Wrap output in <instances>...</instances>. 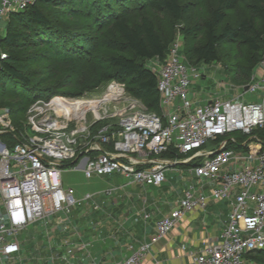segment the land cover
<instances>
[{
	"label": "built area",
	"instance_id": "built-area-1",
	"mask_svg": "<svg viewBox=\"0 0 264 264\" xmlns=\"http://www.w3.org/2000/svg\"><path fill=\"white\" fill-rule=\"evenodd\" d=\"M36 0H0V29L12 14ZM183 38L173 42L167 61L159 70L158 92L161 115L138 111L125 115L120 127L105 125L96 134L84 117L66 116L50 101H37L28 110L34 135L20 134L14 143L5 134L16 132L11 113L0 110V263L20 252L18 233L36 221L50 218L65 209L80 205L73 188L64 189L62 174L66 169H83L87 178L123 175L133 184L161 186L166 171L201 159L189 167L200 187H188L169 215L157 223L151 243L129 246V256L122 264H143L151 247L165 238L184 218L205 210L212 201H228L230 213L222 237L210 241L193 258V264H259L248 258L252 251L264 250V140L253 135L264 129L262 102L245 103L213 98L196 106L190 100L189 87L198 69L185 62L181 54ZM7 54L0 46V71ZM247 91L264 93V55ZM120 91L123 90L119 87ZM76 127L70 131V125ZM94 124V123H93ZM234 132L250 136L243 146L247 151L229 148L234 137L219 141L217 149H205ZM173 148L187 155L181 160L162 159ZM212 155V156H211ZM73 161L76 166L67 167ZM209 184L215 187L207 188ZM118 188L86 194L84 200L100 210ZM144 218L149 219L145 214ZM72 253V250L69 251Z\"/></svg>",
	"mask_w": 264,
	"mask_h": 264
},
{
	"label": "trees",
	"instance_id": "trees-1",
	"mask_svg": "<svg viewBox=\"0 0 264 264\" xmlns=\"http://www.w3.org/2000/svg\"><path fill=\"white\" fill-rule=\"evenodd\" d=\"M114 1L113 3L112 0H36L24 10L12 14L7 23L6 36L0 41V46L7 54L3 69L0 71V94H8L14 99H19L27 92L29 101L23 102L25 105L22 104L23 110L24 108L28 110L29 103L35 99H50L57 96L59 91L55 89L45 91L36 87L27 75L29 71L24 65H35L47 58V54H42L38 50L44 47L52 49L53 46L58 57L57 61L50 63V79L60 76L69 69L79 68L76 70L79 71L77 78L81 80L80 82L86 81L89 85L86 89L98 87L115 79L127 82L133 96L145 101L149 107L148 112L156 113L153 110L160 108L158 77L147 67V63L154 59L166 62L176 37L164 39L145 9L140 10L137 19L131 22L127 16L118 13L119 6H122L123 2L125 6L126 1L131 2V0ZM183 1L149 0L148 4L152 10L164 13L174 21H182L194 10L192 3H183ZM248 1L254 0H217L211 8L209 17L203 23L189 25L180 31L183 38L181 54L185 62L189 65L220 64L223 58L219 48L226 44L237 43L253 52L252 57L248 59V65L244 68V73L241 74L243 81H247L264 55V3L262 6L251 5L252 13L261 21L260 27L249 18L241 20L238 24L229 23L226 19L229 11L236 10L240 4ZM115 3L119 4L117 8L114 6ZM51 9L65 12L67 16H75V19H91V26L87 27L90 32L98 34L109 29L110 37L104 41L99 37L87 35L80 29L64 25L56 16V11L50 12ZM199 33L203 34V41L193 47H187L186 38ZM111 50L120 54H106ZM226 69H229L228 65ZM224 72L229 74L227 70ZM7 82L19 84V87H15L18 91L12 92L11 87H6ZM37 94L38 96L35 97ZM9 111L16 132L5 134L3 137L6 141L14 143L20 139L21 128L14 120L17 112L10 108ZM97 127L94 123L91 128L93 134L102 128V126L98 129ZM253 135L264 140V129H255ZM230 137L236 138V142L229 141L228 144V147L233 149L242 150L245 148L243 143L250 141L249 135L234 132L227 137L219 138L217 142ZM161 158L181 160L187 158V155L178 154L171 148ZM200 162L201 159H197L179 167L189 168ZM76 165L77 163L73 161L66 163L67 167ZM248 258L264 264V250L252 251L248 254Z\"/></svg>",
	"mask_w": 264,
	"mask_h": 264
},
{
	"label": "rangeland",
	"instance_id": "rangeland-1",
	"mask_svg": "<svg viewBox=\"0 0 264 264\" xmlns=\"http://www.w3.org/2000/svg\"><path fill=\"white\" fill-rule=\"evenodd\" d=\"M148 1L149 0H131V2L126 1L125 6H123V2L122 6H119L120 9L118 13L124 14L129 18L131 22H134L137 19V13L140 10L145 9L154 20L159 33L166 40L175 37L177 38L179 36L182 37L180 31H182L189 25L203 23L209 17L211 8L217 2V0H184L183 3H192L194 6V10L192 14L187 15L182 21H174L164 13L152 10L149 7ZM112 2L114 3L115 1L112 0ZM263 3L264 0H254L242 3L236 10L228 12L226 21L232 24H238L241 20L249 18L255 21L257 27H260L261 21L252 13L251 5L257 4L262 6ZM118 5V3H115L114 6L117 8ZM54 11L56 10H50V12L52 13H54ZM55 13L56 16H58V18L61 20V23H63L64 25L80 29L83 32L87 33V35L93 36L94 38L99 37V39H104V41L106 40V38L109 39L110 37L111 30L109 29L103 32L101 31L98 34L90 32L87 27L91 26V19H75V16H67V13L65 12L56 11ZM6 27L7 23L0 29V41L6 36V30L4 29ZM203 39V34H194L193 36L186 38V46L189 48L193 47L196 44L201 43ZM219 49L220 54L223 58V62H221L220 64L212 63L208 66L202 63L199 65H193L198 69V76H193L191 79V84L189 87L190 99L192 101H204L213 96L216 98H221L225 101L232 100L245 103L262 102L264 95L263 91L251 93L246 91L244 88L251 82L253 75H251V77L245 82L243 81L244 78H242L241 75L244 73V68L246 65H248V59L252 57L253 52L247 47L237 43L226 44L221 46ZM38 51L42 54H47L48 57L40 60V62L35 65L24 64L26 66L25 69L29 71V74L27 75L33 80V83L36 87L45 91H48V89H55L59 91V94L54 97L58 98L59 96H61L72 99L73 97L71 96L78 95L77 97H75L76 99L86 100L88 102L101 101V105L97 110L98 112H96V110L92 108L93 106H90L87 110V126L90 124L93 126V123H96V126L98 127L113 125L115 128H119L123 116L133 114L142 110L149 111V107L146 105L144 100L138 99L133 96L130 91V86L129 84H127V82L115 79L109 82H105L98 87L86 89L87 87H89L86 81L83 80L82 82H80L81 80L77 78L79 71L76 70L79 68L69 69L67 72L65 71L60 76H57L54 79H50L49 66L51 62L57 61V53L53 46L52 49L44 47L43 49H40ZM108 53L115 55L120 54L114 50L107 51L106 54ZM261 55L262 54H260L259 57H261ZM164 64L165 62L154 59L147 63V67L154 72L156 70H159V68ZM192 64L194 63L192 62ZM227 65L229 69H226ZM224 69L227 70L229 74H226L224 72ZM8 86L9 88L11 87L12 92H16L18 91V88L15 87H19L20 85H15L7 82L6 87ZM119 87H121L123 90L119 91L117 89ZM27 96V92L25 95L23 94L22 97L20 96L21 98L19 97V99H14L8 94H0V110H9V108L13 111L15 110L17 114H15L14 120L21 128L20 134L23 133L34 135L35 132L29 124L28 116L26 113H28L29 108L35 102H48L54 97L50 99H35L32 103H29L28 110H26V108H24L23 110L21 109L23 106H25L23 102H26L29 99L27 98ZM36 96H38V94L35 95V97ZM109 97L111 98L109 99ZM153 111L161 115L163 112V108L160 105V108L158 107ZM75 127L76 125L74 123H71L70 131L74 130ZM218 145V142L210 141L205 149L208 151H212L214 149H217ZM184 173H188V171L181 170V168H169L166 171V181L163 183V185L158 187H147L146 196L147 198H149L150 202L148 206L151 209L150 212L152 214L156 211V205L160 208L168 207L166 203L171 198V189L176 185L178 186L179 180L184 175ZM185 176L186 174L184 175V177ZM62 180L64 189L73 188L76 193V199L83 200L81 205L84 207L90 206V203L84 200L86 194L103 192L114 186H124V191L134 196L133 189L135 186L131 185L130 180L123 175H113L110 177L94 176L92 178H87L83 169L76 168L64 170L62 174ZM128 200L129 196L127 198V202ZM152 204H154L155 206Z\"/></svg>",
	"mask_w": 264,
	"mask_h": 264
},
{
	"label": "crops",
	"instance_id": "crops-1",
	"mask_svg": "<svg viewBox=\"0 0 264 264\" xmlns=\"http://www.w3.org/2000/svg\"><path fill=\"white\" fill-rule=\"evenodd\" d=\"M262 74L257 66L253 75L259 79ZM213 98L216 97L190 100L199 106ZM236 150L247 151V148ZM176 168L188 173L171 189L167 208L152 204L156 211L150 212L147 187L130 181L135 186L132 196L124 191V186H114L118 188L114 197L100 210H94L92 203L87 207L81 203L22 229L16 237L20 252L5 258L3 264H122L129 255V246L151 243L158 221L169 215L188 187L201 186L188 168L179 165ZM211 187L215 185L209 184L206 189ZM229 213L228 201H212L205 210L188 214L171 233L151 247L143 264H193L194 256L206 243L221 239ZM145 214L149 219L144 218Z\"/></svg>",
	"mask_w": 264,
	"mask_h": 264
},
{
	"label": "bare ground",
	"instance_id": "bare-ground-1",
	"mask_svg": "<svg viewBox=\"0 0 264 264\" xmlns=\"http://www.w3.org/2000/svg\"><path fill=\"white\" fill-rule=\"evenodd\" d=\"M117 89L120 91L119 88ZM110 98L111 97H109V99ZM54 103H56L62 109L66 116L70 117H84L90 106H93L92 108L98 112L97 110L101 105V101L88 102L86 100L65 97L55 98Z\"/></svg>",
	"mask_w": 264,
	"mask_h": 264
},
{
	"label": "water",
	"instance_id": "water-1",
	"mask_svg": "<svg viewBox=\"0 0 264 264\" xmlns=\"http://www.w3.org/2000/svg\"><path fill=\"white\" fill-rule=\"evenodd\" d=\"M245 90H247V87H245ZM212 156V155H211Z\"/></svg>",
	"mask_w": 264,
	"mask_h": 264
}]
</instances>
